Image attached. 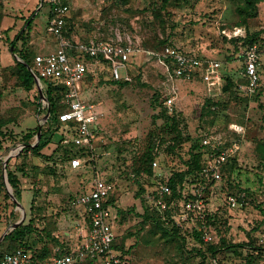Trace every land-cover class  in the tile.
Masks as SVG:
<instances>
[{
  "label": "rangeland",
  "instance_id": "1",
  "mask_svg": "<svg viewBox=\"0 0 264 264\" xmlns=\"http://www.w3.org/2000/svg\"><path fill=\"white\" fill-rule=\"evenodd\" d=\"M67 2L76 40L133 46L127 73L119 68L129 79L97 69L80 83L81 100L97 104L93 150L54 136L35 153L43 115L21 85L14 46L34 11L26 49L37 53L38 41L53 38L50 7L0 0V256L17 244L49 257L78 249L84 220L74 198L104 177L114 185V231L129 264H264V0ZM248 36L259 52L252 96L239 87L209 96L200 74L177 77L156 54L171 41L221 61L223 76L242 75ZM20 228L25 235L12 241Z\"/></svg>",
  "mask_w": 264,
  "mask_h": 264
},
{
  "label": "built area",
  "instance_id": "2",
  "mask_svg": "<svg viewBox=\"0 0 264 264\" xmlns=\"http://www.w3.org/2000/svg\"><path fill=\"white\" fill-rule=\"evenodd\" d=\"M41 3H47L50 7L52 16L49 19V31L55 37L57 47L46 54H36L34 66L31 68L40 78L41 89L43 79L67 87L62 99L67 108L59 113V120L65 123L61 132L62 142L93 150L97 138L95 134H98L93 131V128L98 127L97 104L85 103L81 100L80 83L89 73V63L106 64L115 80L129 79L121 75L119 68H123L130 61L135 49L130 44L97 39L74 44L63 34L65 16L70 11L69 3L62 0H41ZM156 54L166 62L167 68L175 76L189 80L200 74L207 80L210 91L213 90L212 93H215L212 96L221 93L223 85L221 61L199 57L194 52L171 44L165 45ZM243 57L242 75L246 77V81H240L238 87L247 94H253L260 85L258 44L253 43L246 47ZM165 58L170 61L167 62ZM235 76L239 77V74ZM36 87L39 91L37 84ZM41 101L43 107L48 108L49 101L43 98ZM71 122L74 123L70 125ZM160 188L161 192L167 190V187L163 185ZM113 190V183L106 178L93 177L88 189L74 198L73 203L80 207L89 229L86 239L78 249L68 254L54 256L49 260L36 261L29 250L18 247L14 251L5 253L0 264H80L81 261L88 259L98 260L100 264H129L128 255L114 247L117 214H113L112 209L115 205L109 200ZM231 200L235 203V197H231Z\"/></svg>",
  "mask_w": 264,
  "mask_h": 264
},
{
  "label": "trees",
  "instance_id": "3",
  "mask_svg": "<svg viewBox=\"0 0 264 264\" xmlns=\"http://www.w3.org/2000/svg\"><path fill=\"white\" fill-rule=\"evenodd\" d=\"M62 1L65 3L67 2V0H62ZM51 16H52V14L50 13V17ZM70 23H71L70 17H68V15L65 16V23L63 26V34L74 44L81 42V41L76 40L73 37V35L71 33L72 29H71ZM32 24H33L32 20H30L28 22L26 28L20 33L21 34L20 40L22 41V45L20 47H17L15 45L14 46V52H17V54L20 56V59H21V60H16V66H17L19 73H20L21 85H23L24 88L27 89L28 91H31L34 93L33 101H35L37 104L36 110L38 112H40V114L44 115L47 111V107H43V105H42L41 96H40L38 89L36 88L35 79L31 73L30 69L27 66V64L31 67L34 66V57L37 53H31V51L26 49V47L24 46L25 45L24 41H26V37H27V35H29V30L32 27ZM246 36H247V34L244 35L243 37H246ZM246 41L250 42L249 45H251L253 43H257L255 40V37H253V36H248ZM12 44H14L13 41H12ZM167 44L176 45L175 43H173L171 41H164L156 49L157 52L161 51L164 48V46ZM17 49H18V51H17ZM186 51H189V50H186ZM189 52H192V51H189ZM243 59H244V57H243ZM165 60L167 62L170 61L168 58H165ZM87 77H90V74H88ZM112 80L119 82L121 80L123 81L124 79L115 80L112 78ZM239 81L245 82L246 77H244L241 74H239L238 78L234 74L224 75L223 76V85H222L221 91L228 90L229 88H232V89L238 88ZM42 84H43V88H42L43 92L45 93V95L47 96L48 101H49L48 108L50 110V117L42 125L41 138L38 141L37 145L33 148V151L37 154H39L40 151L45 146H47L49 144V142L52 141L54 136H59L58 137V143H60L61 146L66 147V145L62 142L63 136L61 134L62 130L64 129L65 123H63L59 120V113L67 108V105L62 102L64 94L67 90V87L63 84H55L53 81H49L46 79L42 80ZM247 95L252 96L254 94H247ZM207 100L210 103L214 102L212 97H208ZM73 123L71 122L70 125H72ZM37 128H38V126L36 127L35 131H37ZM98 130H99V126L97 128H93L94 132H98ZM35 131H33V132L31 131V132L26 133L24 136L25 140H30L34 136ZM197 156L199 157V155H197ZM197 162L198 161L196 160V163ZM7 170H8L9 182H10L11 186L14 188L16 197L18 198V200H20L22 197H21V191H20V187H19L20 183H19L18 175L13 170H11L10 168H8ZM106 179L109 180L110 182H112L111 179H109V178H106ZM114 197L115 196L112 193L110 195V199H109L110 203H112L113 205L115 204L114 203ZM25 233H26L25 228L15 229L9 234V237L12 241L18 242V240H20L25 235ZM18 247H24L25 249L31 251L33 258L36 261H44V260H49L50 258H52V257L46 256L44 254L38 255V254L34 253V251L32 249H30L29 247H25L21 244L15 245L11 249H8L7 252L14 251ZM114 247L116 249L120 250L123 254L128 255L127 249H125V247L123 245H119L117 242V239L115 240ZM73 251L65 250L63 253L58 254V256L63 255V254H68V253H71ZM7 252H5V253H7ZM4 254L2 256H0V260L2 259ZM83 264H92V260H89V259L85 260V262H83Z\"/></svg>",
  "mask_w": 264,
  "mask_h": 264
},
{
  "label": "crops",
  "instance_id": "4",
  "mask_svg": "<svg viewBox=\"0 0 264 264\" xmlns=\"http://www.w3.org/2000/svg\"><path fill=\"white\" fill-rule=\"evenodd\" d=\"M37 2H38V7H37V9L39 10L40 9V7H42V3H40V0H37ZM70 9H71V7H70ZM33 14H35V11L33 12ZM32 14V15H33ZM31 15V16H32ZM31 16L30 17H28L27 18V22H26V24L24 25V27L25 26H27V24H28V22L31 20ZM49 19H50V12H49V18H48V22H47V25H48V27H49ZM26 28V27H25ZM24 28V29H25ZM52 35V34H51ZM52 37L53 38H50V41L49 42H47V41H38L37 42V54H46V53H48V52H50V51H52V50H55L56 49V47H57V42H56V39H55V37L52 35ZM48 45H50V49L49 50H45V51H47V52H43V51H41V49H43V47L45 48V47H47ZM52 47V48H51ZM91 66H92V69H89V73L88 74H95L96 75V73H98L97 71V69H99L100 70V72H102V73H104V71L106 70V71H108L109 70V68H108V66L106 65V64H102V65H94V64H92V63H89ZM125 67V73H127V70H126V65L124 66ZM104 70V71H103ZM108 73H110V77H111V72H110V70H109V72ZM91 74H90V78L92 77L91 76ZM222 75H223V73H222ZM89 78V77H88ZM107 78H109V77H107ZM82 83H83V81H82ZM37 88V87H36ZM208 91H209V96H212V95H214L215 93H212L213 92V90L212 91H210V89H208ZM44 116V115H43ZM42 116V117H43ZM97 125H98V123H97ZM81 215H82V213H81ZM82 218H83V220H84V227H83V230H82V233H83V236H84V238H83V240H82V242L86 239V237H87V235H88V223H87V221H86V219L84 218V216L82 215ZM31 252V251H30ZM83 262H85V260L84 261H81L80 262V264H83ZM92 264H100V261H98V260H93L92 261Z\"/></svg>",
  "mask_w": 264,
  "mask_h": 264
},
{
  "label": "water",
  "instance_id": "5",
  "mask_svg": "<svg viewBox=\"0 0 264 264\" xmlns=\"http://www.w3.org/2000/svg\"><path fill=\"white\" fill-rule=\"evenodd\" d=\"M21 60V59H20ZM27 66H28V68L30 69V71H31V73H32V75H33V77H34V79H35V81H36V84H37V86H38V88H39V93H40V96H41V98H43V99H45L47 102H48V98H47V96L44 94V92H43V90L41 89V85H40V83H41V81H40V78L37 76V74L33 71V69L31 68V66H29L28 64H27ZM50 117V110H49V108H47V111H46V113H45V115L42 117V119H41V122L39 123V128H38V132H37V135H38V141L40 140V138H41V133H42V122H45L48 118ZM4 172H6V167L4 166Z\"/></svg>",
  "mask_w": 264,
  "mask_h": 264
}]
</instances>
